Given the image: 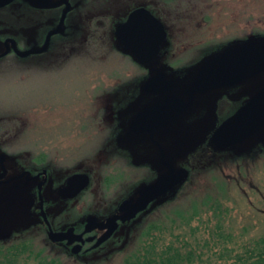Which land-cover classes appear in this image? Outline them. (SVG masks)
I'll list each match as a JSON object with an SVG mask.
<instances>
[{
	"label": "rangeland",
	"instance_id": "374dc122",
	"mask_svg": "<svg viewBox=\"0 0 264 264\" xmlns=\"http://www.w3.org/2000/svg\"><path fill=\"white\" fill-rule=\"evenodd\" d=\"M74 1L77 4L75 14H79V19L84 18V15L92 16L86 24L97 39L91 45L95 55L93 62L101 54L103 59L107 58L112 45L109 38L111 35L113 41L115 38L113 32L116 21L134 6L144 5L156 14L168 28V37L163 44V51L145 68L134 61H130L131 67L118 61L114 63L119 67L106 65L96 78L81 77L77 80L75 73H67L62 69L69 63L66 58L56 62L60 58L53 59L41 53L0 57V153L5 156L4 165L7 169L6 181L0 185V239H13L10 228L24 229L30 226L29 213H26L27 202L18 195L22 196L26 188L32 187L34 183L41 185L40 200L48 202L53 198L46 207L51 216L50 221L61 228L75 227L80 223L81 228L89 216L104 220L118 213L124 200L135 198L142 186L154 182L166 172L167 168L161 161L162 152L175 171L184 176L189 165L185 156L192 149L199 153L191 159V165L198 167L195 181L201 180L204 175L206 178L201 180L203 186L205 179L210 185L214 181L218 182L220 187L222 180L229 183V186L218 188V192H215L228 207L224 223L226 228L235 234L240 232V236L243 232V237L247 239L264 235L263 151L244 157L243 164L236 171L224 158L229 151L209 150L211 135L207 139V148L203 146L197 149L195 144L205 137L207 129L212 126L209 112L202 119L192 120V114L197 109L179 112L169 124L152 134L132 133L129 130L130 120L147 104L162 100L169 93L185 96V89L202 59L229 47L264 42V0ZM58 11L52 7L34 8L24 0H16L0 9V32L11 36L18 48H32L40 44L46 32L56 25ZM115 44L121 48L117 40ZM85 50L81 51L84 53ZM55 67L61 68L53 69ZM158 71L174 82L171 92L144 91L145 82ZM48 72L56 75H48ZM133 72L138 76L135 85L137 90L133 95H130L131 81L125 78L118 82L115 97L117 101H122L119 108L108 98L109 95L104 97L107 95L105 92L110 91L117 82L110 76H128ZM263 84L264 70L243 80L238 87L233 86L231 90L241 87L240 90L251 92ZM91 97H95L93 103ZM100 107L104 109L98 113ZM235 109L236 103L223 101L219 107L218 121ZM94 114H100L98 120L91 118ZM114 119H119V122L114 123L117 130L100 122ZM107 130H112L113 135L121 130L116 134L117 141ZM157 142L161 144L162 150L155 145ZM214 154V159L220 165V178L214 171L209 173L210 170L199 168V165L213 166L211 162ZM41 161H44L43 167L50 166L49 177L29 173L34 180L25 186L28 175L22 173L24 170H33V165ZM74 172L89 174L90 184L77 198L61 200L57 196V188ZM18 175H22L15 181H19V184L9 182L10 177ZM109 182H112L111 185L107 184ZM195 191L194 196L197 197L207 193L206 189ZM188 204L179 205L190 209ZM205 204L197 202L194 205ZM83 211L85 213L81 216ZM195 224L191 223V228ZM43 231L40 227L22 235L23 230H20L19 235L29 240L36 239L39 242L34 247L37 252H51L56 259L64 261L62 264H121L135 248L127 227L122 224L100 247L80 254L73 253L65 243L52 240L48 232ZM198 234H201L200 230ZM24 264L34 263L29 259Z\"/></svg>",
	"mask_w": 264,
	"mask_h": 264
},
{
	"label": "trees",
	"instance_id": "16d2710c",
	"mask_svg": "<svg viewBox=\"0 0 264 264\" xmlns=\"http://www.w3.org/2000/svg\"><path fill=\"white\" fill-rule=\"evenodd\" d=\"M83 17L84 18L80 17L79 19V14H76V17L68 18L63 29L52 37L47 49L41 52V54L49 55L53 59L60 58L56 60V62L62 61L61 58H66L69 63L67 66L62 67V69H65L67 73H75L74 75H76L77 80L81 77H99V74L103 70L102 68L106 65L113 68L119 67V65L114 62L123 61L127 67H131L130 61L136 62L131 54L124 51L119 46H116V40L114 38L113 41L112 35L109 38L112 43V45L109 43L111 51L107 53V58L103 59V55L101 54V57H98V59L93 62L95 55L92 51L94 48L91 47V45L96 42L97 39L90 29H87L86 24L91 20L92 16L87 17V15H84ZM83 29H86V31ZM105 40L106 38L103 41ZM84 49L86 50L83 53L82 51ZM121 55L123 57H121ZM140 66L146 67L148 65ZM70 67L72 68L69 69ZM59 68L61 67H55L53 69ZM53 74L56 75L55 73ZM53 74L49 73L48 75ZM110 77L116 79L115 81L117 82H113V88H111L110 91H106L105 93L107 95L104 97L107 98L109 95L108 98L118 104L120 108L119 103L121 105L122 101H117L115 97V92L119 85L118 82H122L125 78L127 81H131L132 93L130 95H133L137 90L135 85L138 76L137 73L133 72L128 76L123 74L121 76ZM120 92L121 91H119V93ZM93 100H95V97L91 99L92 103ZM103 109V107H100L97 112L101 113ZM116 109H118L117 105ZM99 115L100 114H94L91 118L98 120ZM118 120L119 119H114V121L108 122L100 120V122L112 126L111 128L113 130L116 126L114 123L119 122ZM112 130H107V132L117 141L116 134L121 130L116 132L115 135L112 134ZM196 145L198 146L197 149H202L203 146L207 148V144H204L201 140L199 143H196ZM209 150L215 149L210 147ZM225 150L229 152L224 158L235 167L236 171H239L238 168L243 164L244 157L247 155L238 157L235 155L233 149ZM198 154L199 153L196 152L195 149L188 151L185 156L187 163H189L186 167L187 172L184 173L185 175L182 180L177 183L170 192L155 200L145 211L139 213L134 219L120 223V225L122 224L124 227H127L129 238L135 244L134 250L131 253L129 252L128 256L125 257L121 264H264V235L247 239L243 237V232L241 236L238 235L240 232H236L235 234L233 231L227 229L224 224L228 207L224 199H220L216 196L215 192H218V188L229 186L228 181L222 180V185L220 184L222 187L218 186V182L215 181L213 185H210L207 183L206 179L204 180V185L206 187L203 186L201 180L206 178L204 175L201 177V180L195 181V179H197L195 171L198 167L191 165V159L195 158ZM40 157L42 158V155H40ZM214 158H216V154L212 156L213 161L211 163L213 166L206 165V167H202L199 165V168L200 170H210L208 171L209 173L214 171L217 173L216 176L220 178V174H222L218 171L220 165ZM48 162L47 160V163ZM47 163L45 162V165ZM43 166L44 161L35 163L33 165V170H24L22 174L28 175L29 177L34 174H38L40 177H49L50 166ZM21 176L22 175L12 176L9 182L14 181L13 184H19V181H15ZM59 179L62 180L63 178ZM33 180L34 179L31 178H25L24 185L26 186ZM111 183L109 182L107 184L111 185ZM193 186L194 189H192ZM40 188V184L34 183L32 187L26 188L22 196L18 195L19 198H24L27 202L26 213H29L28 217L31 220V224L24 229L10 228V235L13 239H9V237L0 239V264H24L27 263L29 259L34 264L64 263V261L56 259L54 255L53 257L51 252H37L35 244L39 242H37L36 239L29 240L28 238H24L25 236L19 235L21 233L20 230H23L21 233L23 235L24 233L27 234L28 230L43 227L41 223L43 221L41 205L45 215L48 218L51 217L46 211V207L52 202L53 198L48 202H44V200L41 201L39 199ZM195 189H206L207 193L197 197L194 196L196 194ZM197 202L206 204L201 206L194 205ZM181 203H189L187 206L191 208L184 209L187 207L179 205ZM191 203L193 204L191 205ZM84 213L85 211H83L81 216H83ZM193 222L196 224L191 228L190 224ZM244 228L245 230L247 229L246 227ZM189 229L192 231H189ZM198 230L201 231V234H198ZM16 233L20 237H15L18 236Z\"/></svg>",
	"mask_w": 264,
	"mask_h": 264
},
{
	"label": "water",
	"instance_id": "95a60500",
	"mask_svg": "<svg viewBox=\"0 0 264 264\" xmlns=\"http://www.w3.org/2000/svg\"><path fill=\"white\" fill-rule=\"evenodd\" d=\"M12 0H0V6ZM40 6L48 5L51 0H29ZM66 3L58 26L49 32L43 46L38 50L18 51L10 38L12 48L19 55L43 51L52 34L57 33L69 3ZM121 48L129 52L138 64L144 65L157 58L161 44L166 39L167 31L162 21L144 6L133 9L124 22L116 25L113 32ZM8 51L0 53L4 56ZM264 70V42L251 43L241 46L229 47L209 56L199 67L197 76L185 89L188 102L192 100L194 93L205 92L213 88L237 84ZM144 89L149 92H171L174 82L158 71L144 84ZM187 105L182 96L169 93L161 102H154L139 110L129 122V130L132 133H153L172 119L174 113L182 111ZM264 125V85L261 86L234 114L225 119L215 130L212 136L213 143L219 148L232 146L257 132ZM4 155L0 153V184L5 181L7 169L4 165ZM183 175L177 173L173 165H168V170L162 173L154 182L142 186L135 198L124 200L119 206V213L99 221L96 217L87 218L81 233L67 231H50L54 240H66L68 243L82 242L83 234L94 228L105 229L104 233L96 240L94 246L107 240L118 226V221L133 219L138 213L144 211L148 205L160 196L171 190L179 183ZM90 184V176L85 172L70 174L65 183L57 188V196L61 199L76 197ZM42 215L46 219L42 210ZM92 237H89L90 240ZM79 250L76 244L73 251Z\"/></svg>",
	"mask_w": 264,
	"mask_h": 264
},
{
	"label": "flooded vegetation",
	"instance_id": "af4514ba",
	"mask_svg": "<svg viewBox=\"0 0 264 264\" xmlns=\"http://www.w3.org/2000/svg\"><path fill=\"white\" fill-rule=\"evenodd\" d=\"M14 1H16V0H12L9 3L0 6V9H3V8L8 7ZM24 1L26 3H28L30 6H32L34 8H38V9L51 8V7L52 8H55V9H59V11H58L59 12V18H58V20L56 22V25L51 30H49L48 32H46V34L44 35V38L42 39V41L40 42V44H38V45H36V46H34L32 48H25V49L18 48V46L16 45L15 41L13 40V38L11 36H7L6 33L0 32V46H1L0 53L3 52V51H5L7 47H8V51H7V53L5 55L14 54V55H16L18 57H22V56H27V55H30V54H33V53H41V52H43L44 50L47 49V47L49 45V42L52 39V37L55 36V35H57L63 29V27H64L67 19L70 18V17H76V14H75V9H76V6H77L76 2L74 0H67V2L69 3V10L66 12V15H65V18L63 20V23L61 25L60 30L57 33L52 34L49 37L46 48L43 51H41V52H32V53H29V54H26V55H19L12 48L11 41H7V43L5 44V40L7 38H10L13 41L14 46H15V48L18 51H25V50H32L33 51V50H38L39 48H41L43 46V43H44V40H45L47 34L49 32H51L52 30H54L58 26V24L60 22V19H61V15H62L64 9L66 8V3L63 0H51V2L48 5H46V6L37 5L35 3H32L29 0H24ZM140 6H144V5L134 6L133 8H131L130 10H128L123 17H119V19L116 21V25L119 24V23H121V22H124L126 20L127 16H128V14L133 9H135L137 7H140ZM144 7H146V6H144ZM154 15L156 17H158L156 14H154ZM116 25H114L115 26L114 29L116 28ZM164 27H165V29L167 31V37H168V28L165 25H164ZM167 37H166V39H167ZM166 39H165V41H166ZM209 56H211V55H209ZM208 57H206L205 59H202L201 60V62L199 64V67L201 66L202 62L204 60H206ZM199 67H198V70H199ZM198 70H197L195 76L192 78V80L197 76ZM241 82H239L237 84H234V85L213 88V89H210V90L205 91V92L194 93L192 100L189 101V102H188L189 99H188L186 93H185V96H183L184 101L187 102V105H186V107L182 111H185L187 109L190 110V111L191 110L194 111L195 109H197L196 113L192 114V120H194V122H195V120L197 118L198 119H202V118L206 117L207 115L205 116V114H207L208 112H209V114H211L210 115V118H211V122L210 123H211L212 126L207 129V131L205 133V137L202 139V141H204L205 143L209 140V138H210L209 135H211V141H213L212 140V136H213L212 131L213 130H216L217 127L225 119H227L232 114H234L256 92V91L249 92L248 90L247 91H244L245 89L244 90L243 89L240 90L241 87H239L238 89L235 88V90H231V88L233 86H237L238 87ZM163 92H165V91H163ZM154 93H156V92H154ZM157 93H160V92H157ZM163 99L162 100H159V101H155V102H161V101H163ZM223 101L231 102V103H234V104L236 103V109L234 111H232L230 114H228L226 116V118H223L222 120L218 121L219 120V117H220L219 116V107H220L221 103H223ZM178 113L179 112L174 113V115H173L172 119L169 121V123L175 118V116ZM169 123H167V124H169ZM166 125L158 128V129H155L154 132L157 131V130H159V129L164 128ZM154 143H155V141H154ZM155 145L158 146L160 150H162L161 144L159 142H157ZM231 148L235 151V155L238 156V157H241V156H244V155L249 156V155H252V154H256L258 151L259 152L260 151L261 152L262 151L264 152V125L257 132H255L254 134H252L251 136H249L246 139H244V140H242V141H240V142L232 145ZM161 161L163 162L164 166L168 170V165H170V162H168V161L165 160V155H164L163 152H162V159H161ZM46 219L49 221V225L46 223L45 218L43 217V223H42L43 224V227H42V229L45 232H48V236L50 238H51V236H50V231L51 230L52 231H67V230H71L74 233H81L83 231L84 226H85V223H86V221H85L84 224L81 226V228H79L80 227V223L79 224H76L75 227L74 226H68V227H64L63 226L64 228H61L60 226H57L56 224H54L53 221H50V219L48 217H46ZM99 221H101V220H99ZM119 224H120V222L118 221V226H117L116 230L118 229ZM116 230L113 232V234L116 232ZM104 231H105L104 228L103 229L94 228L91 231L83 234V241L82 242H78L77 241V242H74V243H68L66 240H54V241H56L58 243H65L66 245H68L71 248V251L73 253H76V254L86 253V251H90V250L92 251L94 248L100 247V245H102L103 243H105L106 241H108L113 236V234H112L106 241L102 242L98 246H94V243L101 236V234L104 233ZM89 237H92V238L90 240H88ZM76 244H79V250L75 252V251H73V248L75 247Z\"/></svg>",
	"mask_w": 264,
	"mask_h": 264
},
{
	"label": "bare ground",
	"instance_id": "6f19581e",
	"mask_svg": "<svg viewBox=\"0 0 264 264\" xmlns=\"http://www.w3.org/2000/svg\"><path fill=\"white\" fill-rule=\"evenodd\" d=\"M214 132H215V130L212 131V133H214ZM164 173H165V172H164Z\"/></svg>",
	"mask_w": 264,
	"mask_h": 264
}]
</instances>
